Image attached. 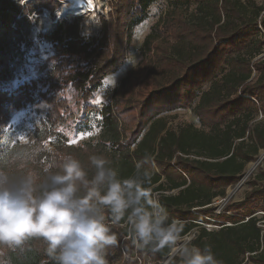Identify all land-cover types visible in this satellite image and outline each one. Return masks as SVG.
<instances>
[{"label":"trees","instance_id":"trees-1","mask_svg":"<svg viewBox=\"0 0 264 264\" xmlns=\"http://www.w3.org/2000/svg\"><path fill=\"white\" fill-rule=\"evenodd\" d=\"M155 0H111L108 20L102 18L99 38H84L79 19L57 22L43 34L59 54L44 90L36 81L24 82L8 91L9 46L12 25L18 26L34 9L56 10V0H37L20 7L12 0H0V136L10 115L31 105L42 119L39 140L30 138L16 145L3 164L20 176L25 164L46 180L45 169L54 163L59 171V155L71 153L80 159L89 177L95 169L88 156L102 153L120 171L122 178L134 173L135 163L149 158L153 175L148 186L168 209L170 217L184 222L183 236L196 230L191 240L203 249L211 246L221 264H264L263 230L255 213L264 215V172L252 184L250 194L238 208L213 214L212 201L225 197L226 189L237 183L245 165L264 149V8L253 0H167L170 7L145 37L141 60L113 90L111 102L101 109L102 129L94 142L71 146L57 130L65 120L67 102L58 85L79 90L88 102L102 79L121 65L130 43L132 27L143 21ZM191 6L195 13L186 14ZM22 14L23 17H19ZM142 69L140 70V68ZM141 74L144 75L141 81ZM43 82V79H42ZM139 88L135 91V87ZM126 94H129L125 98ZM84 106V110L91 109ZM187 108L200 128L182 124L167 129L157 120L163 113ZM55 141L50 152L47 140ZM176 191V193H170ZM233 210V212H229ZM210 219V220H209ZM205 225H216L217 230ZM116 246L108 250V262L121 260L122 253L163 264L168 250L152 253L137 248L123 223L113 224ZM42 240L25 243L23 250H10L4 264H52L44 253Z\"/></svg>","mask_w":264,"mask_h":264},{"label":"clouds","instance_id":"clouds-1","mask_svg":"<svg viewBox=\"0 0 264 264\" xmlns=\"http://www.w3.org/2000/svg\"><path fill=\"white\" fill-rule=\"evenodd\" d=\"M53 160L39 184L25 164L19 165L26 169L20 176L11 174L9 163L0 165V255L23 250L35 239L46 244L44 253L52 264H109L108 250L117 244L111 225L123 223L137 248L152 253L167 249L166 264H221L211 246L201 249L185 239L184 222L171 218L154 197L148 186L155 165L149 167L147 156L127 178L102 153L88 156L95 169L91 177L71 153L59 155L57 172L51 171L57 166L55 156Z\"/></svg>","mask_w":264,"mask_h":264},{"label":"rangeland","instance_id":"rangeland-1","mask_svg":"<svg viewBox=\"0 0 264 264\" xmlns=\"http://www.w3.org/2000/svg\"><path fill=\"white\" fill-rule=\"evenodd\" d=\"M20 7L33 5L37 0H12ZM111 0H93L94 11L80 16H69L62 20H56L55 10L50 7H41L27 16L26 20H22L18 26L12 25L15 32L11 36L9 46V80L2 84V88L11 91L16 89L24 82L36 81L37 86L44 90L48 84H44L45 78H49L52 66L59 59V54L53 48V44L43 34L51 31L58 22H70L73 19H79V33L84 38H99L100 23L102 18L108 20ZM244 2L246 0H239ZM257 6L264 8V0H253ZM59 3V2H58ZM167 0H155L154 3L146 11V15L142 22L132 27L130 43L126 49L121 65L117 69L106 75L99 88L92 93L88 102L84 103L80 98L79 90H74L69 85H58L59 91L63 93L62 97L67 102L65 114V122L57 127V130L67 139V144L71 146L81 145L85 142H94L98 139L102 129L101 109L104 105L111 102L113 90L117 84L127 76L130 70L136 68L140 62V47L145 37L151 32L152 28L169 10ZM195 13L194 6H191L186 14L187 18H191ZM46 15V24L42 26V16ZM19 17H23L22 14ZM45 20V19H44ZM43 27V28H42ZM46 28V30H45ZM261 35L264 37V29ZM264 57L263 53L257 57ZM134 65V67L132 66ZM142 67L140 68V70ZM144 77L141 74L142 80ZM43 79V82H42ZM139 87H135L137 91ZM129 94H126L127 98ZM91 105V109L84 110L85 105ZM157 120L166 124L167 129L177 130L182 124H192L195 128L201 129L198 121L187 108H178L170 112L163 113L157 117ZM264 120L263 116L258 115L256 121ZM43 124L39 114H36L31 105H26L20 110L14 111L9 118L7 126L3 129L0 136V164L6 160L8 153L15 148L16 145L26 144L30 138L39 140L42 135ZM55 141L52 139L46 142L48 149L52 148ZM259 171L264 172V149L258 152L256 158L247 163L243 169L240 180L229 186L225 191V197H216L212 201L214 208L213 214L219 216L224 210L238 208L240 204L245 202L247 194H250L252 184H261L257 179ZM170 193H176L172 191ZM155 198L157 195L153 194ZM247 200V199H246ZM233 212V210L229 211ZM255 217L259 219L258 225L264 234V215L263 212H256ZM210 220V219H209ZM207 229L217 230L216 225H205ZM194 230L190 234L184 236L185 239H193ZM264 241V237H263ZM136 256L129 257L125 252L122 253L121 260L109 264H134ZM0 264H4V255H0ZM136 264H153L147 258L137 260ZM163 264H166L163 263ZM243 264H253L247 260Z\"/></svg>","mask_w":264,"mask_h":264},{"label":"bare ground","instance_id":"bare-ground-1","mask_svg":"<svg viewBox=\"0 0 264 264\" xmlns=\"http://www.w3.org/2000/svg\"><path fill=\"white\" fill-rule=\"evenodd\" d=\"M59 7L55 10L56 20H62L69 16H80L91 13L94 10L93 0H56ZM46 15L42 16V26L46 24ZM45 19V20H44ZM43 28V27H42ZM46 30V28H45Z\"/></svg>","mask_w":264,"mask_h":264},{"label":"built area","instance_id":"built-area-1","mask_svg":"<svg viewBox=\"0 0 264 264\" xmlns=\"http://www.w3.org/2000/svg\"><path fill=\"white\" fill-rule=\"evenodd\" d=\"M112 226V225H111Z\"/></svg>","mask_w":264,"mask_h":264}]
</instances>
